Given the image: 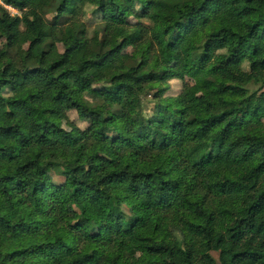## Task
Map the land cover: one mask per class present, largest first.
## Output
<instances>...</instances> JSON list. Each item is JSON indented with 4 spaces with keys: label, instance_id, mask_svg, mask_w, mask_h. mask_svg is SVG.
Segmentation results:
<instances>
[{
    "label": "trees",
    "instance_id": "1",
    "mask_svg": "<svg viewBox=\"0 0 264 264\" xmlns=\"http://www.w3.org/2000/svg\"><path fill=\"white\" fill-rule=\"evenodd\" d=\"M0 264H264V0H0Z\"/></svg>",
    "mask_w": 264,
    "mask_h": 264
},
{
    "label": "rangeland",
    "instance_id": "2",
    "mask_svg": "<svg viewBox=\"0 0 264 264\" xmlns=\"http://www.w3.org/2000/svg\"><path fill=\"white\" fill-rule=\"evenodd\" d=\"M11 13L12 15H20V13L18 11H16L15 9L11 8V7H6ZM86 16L84 17L85 21H87L89 24H93L97 23V21L99 20L94 13V8L88 7L86 8ZM53 16L50 15L49 18H52ZM21 44L22 46L25 48L27 47V42L24 39H21ZM3 44V42H1V45ZM60 50L63 51V47L60 46ZM133 53V50L131 48L125 49L123 51L122 57L123 58H127L129 56H131ZM7 61H3L1 63V66L4 67L7 65ZM172 73H178L179 70L177 68V66H173L170 68ZM182 86H183V82L179 81V80H174L171 81V89L170 91L167 93V96H177L181 90H182ZM257 87H253L252 90H255ZM160 93V90L158 88H154L152 91V95L148 96L145 101H144V115L146 117H150L153 113V109H154V105L156 104V101L154 99L155 95H158ZM89 97V96H87ZM259 97V94L254 95V99L257 100ZM90 99V97H89ZM91 100V99H90ZM63 128L65 130H71L74 127H80L82 129L88 127V123L85 121L80 120L78 114L74 111L70 112L68 115V118L65 119L63 121L62 124ZM45 178L50 181L53 182L56 185H60L64 182V177L58 173V172H51L49 174L45 175ZM216 258L219 257L218 253L214 254ZM132 258H137L139 256L138 253H133Z\"/></svg>",
    "mask_w": 264,
    "mask_h": 264
}]
</instances>
